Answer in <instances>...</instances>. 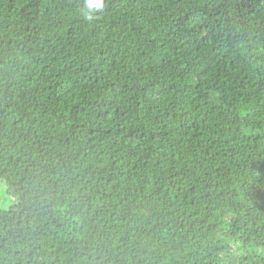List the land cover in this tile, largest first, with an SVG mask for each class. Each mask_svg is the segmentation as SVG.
Wrapping results in <instances>:
<instances>
[{
    "label": "trees",
    "instance_id": "1",
    "mask_svg": "<svg viewBox=\"0 0 264 264\" xmlns=\"http://www.w3.org/2000/svg\"><path fill=\"white\" fill-rule=\"evenodd\" d=\"M0 0V264H264V0Z\"/></svg>",
    "mask_w": 264,
    "mask_h": 264
},
{
    "label": "clouds",
    "instance_id": "2",
    "mask_svg": "<svg viewBox=\"0 0 264 264\" xmlns=\"http://www.w3.org/2000/svg\"><path fill=\"white\" fill-rule=\"evenodd\" d=\"M104 0H87V11L84 13V19L91 21L95 18V13L103 9Z\"/></svg>",
    "mask_w": 264,
    "mask_h": 264
},
{
    "label": "rangeland",
    "instance_id": "3",
    "mask_svg": "<svg viewBox=\"0 0 264 264\" xmlns=\"http://www.w3.org/2000/svg\"><path fill=\"white\" fill-rule=\"evenodd\" d=\"M6 186L0 187V211L11 208L16 204L15 199L6 191Z\"/></svg>",
    "mask_w": 264,
    "mask_h": 264
}]
</instances>
